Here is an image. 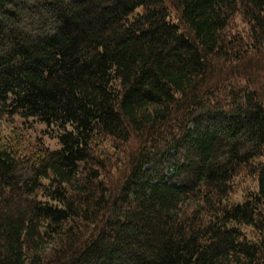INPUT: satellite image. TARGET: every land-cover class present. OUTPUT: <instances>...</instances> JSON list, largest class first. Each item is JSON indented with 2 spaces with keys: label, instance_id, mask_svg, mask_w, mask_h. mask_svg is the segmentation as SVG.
<instances>
[{
  "label": "trees",
  "instance_id": "16d2710c",
  "mask_svg": "<svg viewBox=\"0 0 264 264\" xmlns=\"http://www.w3.org/2000/svg\"><path fill=\"white\" fill-rule=\"evenodd\" d=\"M0 264H264V0H0Z\"/></svg>",
  "mask_w": 264,
  "mask_h": 264
},
{
  "label": "rangeland",
  "instance_id": "374dc122",
  "mask_svg": "<svg viewBox=\"0 0 264 264\" xmlns=\"http://www.w3.org/2000/svg\"><path fill=\"white\" fill-rule=\"evenodd\" d=\"M47 146H48V148H50V149H52V150H55V149L58 148V145H57L56 140H49V141L47 142Z\"/></svg>",
  "mask_w": 264,
  "mask_h": 264
}]
</instances>
